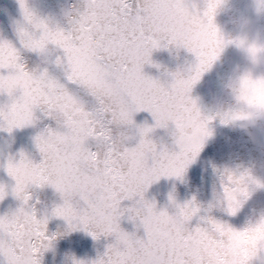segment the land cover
<instances>
[{"label": "snow or ice", "instance_id": "6c2138e0", "mask_svg": "<svg viewBox=\"0 0 264 264\" xmlns=\"http://www.w3.org/2000/svg\"><path fill=\"white\" fill-rule=\"evenodd\" d=\"M19 3L25 20L17 29L20 45L32 50H43L49 43L58 45L64 50L67 80L72 84L69 87L42 72L25 97H38L51 104L65 88L79 91L76 81L91 61L104 63L115 74L112 79L115 81L119 76L120 80L115 94L107 101L87 100L91 113L86 120L71 127V139L67 143L45 130L44 136L37 138L36 146L43 156L40 163H34L21 152L18 162L8 165L6 171L15 181L14 191L23 193L24 201L28 202L30 193L25 189L29 185H52L63 197V203L53 213L63 217L70 229L82 227L94 238L101 234L114 236L103 255L91 264H220L219 237L216 228L209 224L210 217L201 218L205 221L204 227H189V221L199 211L194 199L178 204V210L170 215L167 210H157L155 203L144 196L149 185L161 176L180 177L189 157L199 153L205 137L210 135L207 120L187 93L203 68L215 58L222 43L212 26L214 5L207 13L208 31L204 38L190 43V50L198 59L190 76L178 75L171 84L162 85L144 75L143 65L151 62L154 49L182 39L159 33L158 26L167 14L163 0H154L151 4L147 0H83L82 9L70 19L68 30L49 27L28 7L27 0ZM33 32L39 36L38 40L29 39ZM13 65H25L20 49L8 40H0V70L8 71ZM3 75L0 72V77ZM21 102L13 104L9 100L0 105L2 128L4 108H9L8 132L15 123L11 112ZM142 109L151 112L155 124L140 127L139 142L129 147L117 139L115 122L132 125L133 113ZM169 121L176 128V151L158 149L149 137L153 127H166ZM84 137L87 140L81 159L88 175L83 176L76 168L54 171L50 167L54 155H67ZM96 184L107 189L108 194L101 196L99 189L94 188ZM125 199L134 203L122 207ZM126 212L130 220L140 222L143 237L121 228L120 220ZM27 219L23 227L16 225L13 230L9 226L7 233L0 230V255L6 264H25L22 254L25 240L36 252L41 243L54 237L47 234V219L38 218L32 206ZM186 230L191 235L186 237Z\"/></svg>", "mask_w": 264, "mask_h": 264}, {"label": "water", "instance_id": "95a60500", "mask_svg": "<svg viewBox=\"0 0 264 264\" xmlns=\"http://www.w3.org/2000/svg\"><path fill=\"white\" fill-rule=\"evenodd\" d=\"M28 7L49 27H71L70 19L83 7V0H27ZM264 0H224L215 21L226 33L251 32L256 29L264 38ZM25 20L19 0H0V40H8L20 49L25 66L37 73L46 72L51 78L71 87L67 80V62L64 50L49 43L43 50L23 48L19 43L17 29ZM38 31V30H37ZM151 62L145 63L143 72L162 83L171 80V73H187L194 65L195 55L186 48L167 45L152 51ZM243 52L235 45H228L212 68L204 72L201 79L193 86L191 95L197 99L202 111L214 115L210 121V135L205 137L203 146L195 161L187 166L180 177L161 176L152 182L144 193L148 201L155 203L157 210H167L174 214L177 205L195 200L199 211L189 221V227L203 226L202 217L212 216L234 226H242L250 219H255L264 212V188L255 191L243 208L236 215H229L217 200V192L222 190L221 172L225 169L235 171L249 170L264 179V120L255 125L243 126L240 122L224 124L216 115L221 102L226 99L221 88V79L237 64H244ZM264 70V65L261 69ZM4 74L7 70H0ZM9 102L6 94H0V105ZM134 123L124 129L125 141L129 147L135 146L140 139L139 128L153 126L155 119L151 112L142 109L133 113ZM56 127L51 117L46 118L37 128L26 127L13 129L11 133L0 127V158L12 156L15 160L23 152L34 163H39L43 156L34 143L33 137L40 128ZM115 131V129H114ZM175 124L168 122L166 127H153L149 137L159 148L169 151L178 150L175 143ZM90 144L94 141L90 140ZM14 179L0 166V185L7 186L8 194L0 199V214L19 206L20 201L12 194ZM29 205L38 218L47 219V234L54 236L56 254L46 252L42 264H72V257L91 264L107 250L114 236L101 234L94 238L82 227L69 230L68 222L53 213L55 207L63 203V197L52 185H31ZM137 199V198H134ZM134 200L125 199L122 207L130 206ZM121 228L139 237L144 236V229L138 220L128 218L126 212L120 220ZM0 264H6L0 255Z\"/></svg>", "mask_w": 264, "mask_h": 264}, {"label": "clouds", "instance_id": "9594fccd", "mask_svg": "<svg viewBox=\"0 0 264 264\" xmlns=\"http://www.w3.org/2000/svg\"><path fill=\"white\" fill-rule=\"evenodd\" d=\"M153 2L154 0H147L149 4ZM223 2L224 0H163L167 14L165 21L158 26L161 35L182 38L169 45L183 47L193 53L196 58L195 65L198 63V59L196 54L190 50V43L204 38L208 31L207 13L209 7L214 5L212 26L222 43L215 58L203 68L199 78L191 84L187 93L188 97L195 102L201 116L207 120L209 131L210 121L215 116L207 115L202 111L197 99L191 95V91L193 86L201 79L202 74L212 68L213 64L220 58L222 51L230 44L235 45L243 52L246 62L235 65L221 79L220 84L226 99L221 102L216 115L220 117L224 124L240 122L245 127L264 120V70H260L261 65H264V38H262L258 29L251 32L241 31L235 35L222 30L216 23L215 16L221 9ZM29 39L38 40L39 36H36L33 32ZM253 49H255V52H253ZM191 69L187 73L181 71L171 73V80L166 84L158 79L155 80L162 85H169L178 75L188 78ZM40 75L41 73H37L34 69L30 70L25 65H13L10 70L0 77V94H6L13 104L22 101L11 112V118L15 122L12 131L16 128H37L48 117L55 120L56 127L45 126L36 132L33 137L35 145H37V138L44 136L45 130H50L49 134L55 135L67 143L71 139V127L82 120H86L91 113L87 100L91 98L97 101H107L115 94L117 82L120 80L119 76H116L115 81L112 79L115 74L110 72L104 63L91 61L83 67L81 76L76 81L79 91L65 88L57 93L52 103L49 104L38 97H25L27 90L33 86ZM144 75L146 74L144 73ZM4 112L6 115L3 117L5 125L3 128L7 131V113L9 112L7 106L4 108ZM126 126L130 125L120 121L115 122L117 139L122 142L127 139L124 130ZM86 140V137L82 138L79 146L69 151L67 155L63 153L54 155L50 167L54 171L63 168H76L80 170L83 176H87L84 161L81 159ZM197 155L189 157L187 166L195 161ZM17 162L10 155L0 158V166L4 168H7L10 163ZM221 184L222 190L217 192V200L229 215L234 216L240 212L255 191L264 188V179L254 175L249 170L225 169L221 172ZM30 186L25 189L26 192H28ZM94 188L99 189L101 196L108 194L107 189L102 188L99 184L94 185ZM14 189L15 184L12 186V194L20 201V204L17 208L0 214V230L5 233L8 232L9 226L14 230L16 225L23 227L28 223L27 213L30 211L31 205H29V201H24L23 193L17 194ZM7 194V186H2L3 197ZM209 217V224L216 228L219 237L217 239L219 244L217 256L220 264H264V212L239 227L212 216ZM201 227H204V225ZM69 230L72 229L69 228ZM185 235L187 237L191 233L186 230ZM213 239H216V237H213ZM54 240L55 237L41 243L36 252L33 251V246L25 240L22 253L25 264H42L44 254L49 251L53 253L55 258L56 246ZM81 262L85 264L84 261L72 257V264H81Z\"/></svg>", "mask_w": 264, "mask_h": 264}]
</instances>
